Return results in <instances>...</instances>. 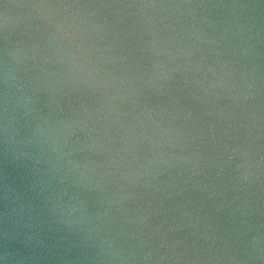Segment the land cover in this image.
Wrapping results in <instances>:
<instances>
[{"label":"water","instance_id":"water-1","mask_svg":"<svg viewBox=\"0 0 264 264\" xmlns=\"http://www.w3.org/2000/svg\"><path fill=\"white\" fill-rule=\"evenodd\" d=\"M0 264H264V0H0Z\"/></svg>","mask_w":264,"mask_h":264}]
</instances>
